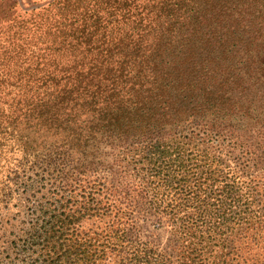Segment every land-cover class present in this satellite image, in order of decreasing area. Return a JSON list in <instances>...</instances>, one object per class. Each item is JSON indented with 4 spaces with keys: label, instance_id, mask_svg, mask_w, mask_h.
I'll list each match as a JSON object with an SVG mask.
<instances>
[{
    "label": "trees",
    "instance_id": "16d2710c",
    "mask_svg": "<svg viewBox=\"0 0 264 264\" xmlns=\"http://www.w3.org/2000/svg\"><path fill=\"white\" fill-rule=\"evenodd\" d=\"M0 264H264V0H0Z\"/></svg>",
    "mask_w": 264,
    "mask_h": 264
},
{
    "label": "rangeland",
    "instance_id": "374dc122",
    "mask_svg": "<svg viewBox=\"0 0 264 264\" xmlns=\"http://www.w3.org/2000/svg\"><path fill=\"white\" fill-rule=\"evenodd\" d=\"M19 1H21L22 5L28 6V4L32 5L34 0H19ZM139 228L141 230V234L143 238H145L146 236H151L152 234H154V232H156V229L154 228V226L151 225V223L142 220L139 222ZM160 233H161V236L159 237L160 240H158L157 243L159 245H164L166 241L169 239L170 235L167 232H164L163 230H160Z\"/></svg>",
    "mask_w": 264,
    "mask_h": 264
}]
</instances>
